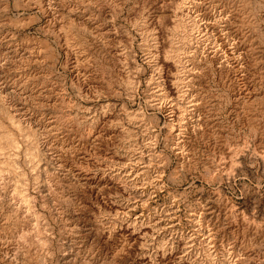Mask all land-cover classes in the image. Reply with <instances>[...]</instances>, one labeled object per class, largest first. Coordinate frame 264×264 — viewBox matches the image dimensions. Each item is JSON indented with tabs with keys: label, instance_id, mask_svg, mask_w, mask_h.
I'll list each match as a JSON object with an SVG mask.
<instances>
[{
	"label": "rangeland",
	"instance_id": "obj_1",
	"mask_svg": "<svg viewBox=\"0 0 264 264\" xmlns=\"http://www.w3.org/2000/svg\"><path fill=\"white\" fill-rule=\"evenodd\" d=\"M255 2L260 27L240 28V8L235 21L184 42L180 67L193 80L184 86L185 98L163 99L153 54L175 21V8L163 0H0V98L37 132L30 139L19 132L28 139L19 135L14 152L25 178L7 171L6 189L0 188V263L160 264L158 256L173 250L171 264H264V130L241 122L240 98L204 56L224 33L235 58L248 66L253 98L264 95V75L255 74L258 67L264 71V0ZM240 4L206 0L190 20L199 28L213 21L209 11L229 18ZM173 107L187 109L186 117L171 120ZM186 124L180 138H192L197 165L191 169L181 166L170 137ZM193 127L213 128L232 148L217 150L194 138ZM37 136L44 148L33 161ZM243 139L248 143L236 154ZM21 189L33 198L32 210L21 202ZM242 220L261 238L248 251L230 234ZM129 224L133 235L122 231ZM37 237L47 242L40 245Z\"/></svg>",
	"mask_w": 264,
	"mask_h": 264
},
{
	"label": "bare ground",
	"instance_id": "obj_2",
	"mask_svg": "<svg viewBox=\"0 0 264 264\" xmlns=\"http://www.w3.org/2000/svg\"><path fill=\"white\" fill-rule=\"evenodd\" d=\"M162 3V1H161ZM163 3H165L166 5H169V6H172V8H175L174 9V14H173V19H175V21L173 19H171L172 21H174V25H172V31H170V37L165 41H163V38H158V45L155 46L156 48V52L154 51V56H155V53H156V61L153 62L155 63V65L158 67L155 68L156 71H158L157 73H159V69H160V78H161V81L159 84H161V91L163 94L161 95H164L163 96V99L164 98H168V97H172V96H178V98H182L184 97L185 94V91H184V86L185 84H187V82L193 80L192 78H189V76L185 75V72L183 70V68H181L180 66H183L182 64V53L186 52V48L187 46H185V43L186 42H191L192 40H194L196 38V34L199 33V35L201 34L202 35V32H205L206 36L208 34L209 31H216L217 30V27L220 26L221 23H223L222 21L225 20L227 21L229 24L232 22V21H235L236 20V17H238V15L241 13V20L239 21L238 25L240 28H245L246 25L248 26H259V20H258V10H257V7H258V4H256L255 0H241V4L242 6H239L236 8V12L234 11V15H231L226 17L224 16L225 14L222 13H218L217 11H209V20H213V21H209V22H200V27L198 28V24L196 23V21L193 19V20H190L191 19V15L195 8L198 10L199 7H202V5H204L206 3V0H163ZM191 4L190 6L187 5V4ZM239 3V2H238ZM237 3V5H238ZM234 4V3H232ZM260 4V3H259ZM208 5V4H207ZM206 6V5H205ZM204 6V7H205ZM236 6V5H234ZM166 7V6H165ZM164 8V7H163ZM208 8V7H207ZM243 10V13L241 11V9ZM172 10V9H171ZM200 10V9H199ZM202 10V9H201ZM200 10V11H201ZM212 10V9H211ZM221 10V9H220ZM219 10V11H220ZM235 10V9H234ZM226 11V10H225ZM229 11V10H228ZM165 12V11H164ZM167 12V11H166ZM187 12V14L185 13ZM205 13V12H204ZM227 13V14H228ZM208 14V13H207ZM260 14V13H259ZM190 17H189V16ZM171 16V15H170ZM204 16V15H203ZM208 16V15H207ZM172 17V16H171ZM240 17V16H239ZM238 17V18H239ZM189 19V20H188ZM208 19V17H207ZM201 20V19H200ZM198 21V20H197ZM238 21V20H237ZM197 24V25H196ZM222 25V24H221ZM224 25V24H223ZM226 26V25H225ZM262 27V26H261ZM237 28V27H236ZM70 29V28H69ZM68 29V31H69ZM222 29V28H220ZM219 29V30H220ZM73 30V29H71ZM223 30V29H222ZM241 30V29H240ZM243 30V29H242ZM262 30V29H261ZM67 31V29H66ZM66 32L65 34H70L72 32ZM168 31V30H167ZM221 31V30H220ZM225 31V30H224ZM160 32V31H159ZM163 32V31H162ZM221 33V32H220ZM258 33V32H257ZM166 34V33H165ZM222 34V33H221ZM224 34V33H223ZM222 35H219V36H216V46L218 45L217 48H215L214 50L210 51L209 52H205L206 55V59H208L210 62L214 63V66H216V69L218 71V75H219V81L226 87L230 88V90H232L234 92V95H237L239 98V100H241L240 102H236L237 103V110L239 112V115H240V120L243 124H246V125H249L252 129V131L254 132H258V131H263L264 130V126L261 125V117L264 116V95L262 96H258L256 95L257 98H253V95L251 93V82L248 81L249 79V74H248V71L249 69L247 70V67L246 64L245 66L242 64L241 61H238L235 56V50L234 47L231 46V44L228 43V40L225 39V37ZM71 35V34H70ZM160 35V34H159ZM162 35V33H161ZM169 35V33L167 34ZM214 35V34H213ZM259 35V34H258ZM68 36V35H67ZM165 36V35H164ZM205 35H202L201 37H204ZM160 37V36H159ZM68 38V37H67ZM207 38V37H206ZM200 39V38H198ZM66 40V38L64 39ZM197 40V39H196ZM195 40V41H196ZM246 40V39H245ZM262 40V39H260ZM200 41V40H198ZM203 41V40H202ZM205 41V40H204ZM259 41V40H258ZM185 42V43H184ZM193 42V41H192ZM214 42V40H213ZM230 42V41H229ZM232 42V41H231ZM234 42V41H233ZM232 42V43H233ZM243 42V41H242ZM201 43V42H200ZM203 43V42H202ZM246 43V42H245ZM244 43V45H245ZM82 44V42H81ZM210 44V43H209ZM215 44V42H214ZM212 43V45H214ZM243 44V43H242ZM248 44V43H247ZM252 44V43H251ZM259 44V42L257 43ZM261 44V43H260ZM238 46V45H237ZM240 46V45H239ZM257 46V45H256ZM262 46V45H260ZM259 47H256V50L260 48ZM215 47V46H214ZM212 47V48H214ZM245 47V46H244ZM211 48V47H209ZM211 48V49H212ZM250 49V51H252V55H253V51L255 52V48H252L251 45L248 44V47ZM246 48V49H247ZM189 50V49H188ZM240 50V49H239ZM243 50V48H242ZM250 51H249V56H252L250 55ZM248 52V51H247ZM246 52V53H247ZM245 53V52H244ZM243 55V54H242ZM246 55V54H245ZM240 56V55H239ZM249 56H246L247 57V60H248V64L251 63V65L254 67V64L252 59L254 58H251ZM242 57V56H241ZM240 57V58H241ZM205 58V57H204ZM251 58V60H250ZM243 61V60H242ZM245 61V60H244ZM252 61V62H250ZM151 63V62H150ZM153 64V63H152ZM154 65V64H153ZM155 66V67H156ZM258 66V64H256V61H255V67ZM153 67V66H152ZM261 67V66H260ZM250 68V67H249ZM262 68V67H261ZM261 68H257L255 74H257L259 77L263 76L264 75V71L263 69ZM154 69V70H155ZM252 71V70H251ZM154 72V71H153ZM254 74V75H255ZM256 75V76H257ZM193 77V76H192ZM159 78V79H160ZM158 79V80H159ZM252 79V78H251ZM158 84V85H159ZM250 86V87H249ZM159 87V86H158ZM159 89V90H160ZM254 90V89H253ZM160 91V92H161ZM253 95V96H252ZM176 96V97H177ZM2 97V95H1ZM186 97V96H185ZM184 97V98H185ZM258 99V100H257ZM167 100V99H166ZM238 100V101H239ZM179 101V100H178ZM0 104H2V107L0 105V188L2 190L5 191L6 189V186H7V183L4 176L5 175V172L9 171L13 174H15L16 176H19V177H22V178H25L26 176V169H21L19 166L21 165L16 158V156L18 155V153L16 152V154L14 153L17 149H20V136L21 135L20 133L21 132H24V134L26 133L27 137L29 138L30 135H35L36 133H34V130L31 126L29 127H26L25 125V118L23 119L21 114L17 113V111L15 109H13L12 107H8L6 105V100L3 99V98H0ZM182 104V103H181ZM184 105V104H183ZM7 106V107H5ZM166 112L167 110V106L166 104L163 105ZM180 106V105H179ZM174 108V107H173ZM170 108V113H171V116L172 119H181L183 120L185 117H186V112H187V109H183L184 107H179V108ZM176 109V110H175ZM169 113V112H168ZM169 113V114H170ZM3 116L6 117V119H8L12 125V127H14L15 131H10V130H7L6 127H5V124L3 122ZM65 118V117H64ZM264 119V118H263ZM60 123L58 122L56 125L57 127L58 126H61L63 125L64 122H61V119H59ZM63 120V119H62ZM6 121V120H5ZM58 121V120H57ZM55 120V122H57ZM32 123V122H31ZM66 123V122H65ZM28 124V123H27ZM32 125V124H31ZM45 125V124H44ZM48 126V125H47ZM46 126V127H47ZM207 126V125H206ZM212 126V125H211ZM210 126V127H211ZM31 127V128H30ZM65 127V126H64ZM210 127H206L205 129H201V128H196V127H193V134H194V138L198 139V140H201V141H207L208 143H212L211 145L214 146L216 149L219 148L221 149L223 147V149L227 148H232V146H230V143L228 141H224L221 143L219 142L218 140V137L215 133V130L213 128H210ZM248 127V126H247ZM58 128H61V127H58ZM57 128V129H58ZM186 131L188 130V126L187 124L186 125H183L182 128H178L176 130H172L171 131V140H172V144L174 147H172L173 151L175 152L176 154V157H178V160L180 161L181 163V166H183L184 168H187V169H191V168H194L196 167L197 165V162L195 160V157L192 155H190V142H189V139H192L190 135H186V136H183V138L181 139L180 138V135L183 131ZM206 130V131H205ZM18 131V132H17ZM198 132V135H197V132ZM20 132V133H19ZM57 132V131H56ZM86 132V131H85ZM43 133V132H42ZM260 133V132H259ZM58 134V133H57ZM85 134V133H84ZM88 134V133H87ZM90 134V133H89ZM23 135V134H22ZM21 135V136H22ZM224 135V134H223ZM25 135H23V139L24 137H26ZM222 136V135H221ZM263 136V135H262ZM32 137V136H31ZM30 137V138H31ZM35 137V136H34ZM83 137V136H82ZM87 137V136H85ZM84 137V139H85ZM220 137V136H219ZM29 138V139H30ZM33 138V137H32ZM60 138L57 137V140L56 141H61ZM226 138V137H225ZM91 139V137H90ZM224 139V138H223ZM232 139V138H231ZM24 140H28L27 138H25ZM36 142L33 144L32 146V149L30 148V145L29 146H26V147H29L31 149V152L32 154L30 155V151H28L27 153L32 157L29 159H32L33 161L36 160V158L39 157V155L41 156L42 155V149L44 148L43 145L41 144L42 143V139L41 137L37 136V138L35 139ZM44 140V139H43ZM71 140V139H70ZM86 140V139H85ZM89 140V139H88ZM222 140V139H221ZM191 141V140H190ZM243 142L241 143L242 146H239L238 144V148H236V150H233V152H235L236 154L238 153V151L240 152L241 148H243V146L245 145V143H248L247 141H244V139L242 140ZM22 142H25L22 140ZM27 142V141H26ZM32 143V141H29ZM43 142L46 143V140H44ZM65 142V141H64ZM63 141L62 143L65 144ZM69 142V141H68ZM225 142V143H224ZM241 142V140H240ZM30 143V144H31ZM61 143V142H60ZM61 143V144H62ZM87 143V142H86ZM94 144V142H91ZM25 144V143H24ZM62 144V145H63ZM226 147H225V145ZM237 144V143H235ZM26 145V144H25ZM28 145V143H27ZM41 145V146H40ZM46 145V144H45ZM71 145V144H70ZM86 145V144H85ZM62 147V146H61ZM67 147V146H66ZM214 147H212L214 149ZM229 147V148H228ZM236 147V146H235ZM28 148V150H29ZM78 149V148H77ZM88 149V148H87ZM235 149V148H234ZM70 150V149H69ZM215 150V149H214ZM213 150V152H214ZM218 150V149H217ZM222 150V149H221ZM232 151V149H230ZM19 151V150H18ZM26 151V149H25ZM73 151V150H72ZM220 151V150H219ZM223 151V150H222ZM44 152V151H43ZM70 152V151H69ZM71 153V152H70ZM219 153V152H217ZM234 153V155H235ZM26 154V153H25ZM27 154V155H28ZM216 154V153H215ZM26 155V157H27ZM72 155V154H71ZM219 155V154H218ZM239 155V154H238ZM25 156V155H24ZM222 156V155H221ZM89 157V156H88ZM215 157V156H214ZM219 157V156H217ZM221 158V157H220ZM28 159V160H29ZM19 160V159H18ZM236 161V160H235ZM201 163L202 161L199 159L198 163ZM208 162V161H206ZM28 163V162H27ZM92 163V162H91ZM203 164H205V162H202ZM19 164V166H18ZM71 164V163H70ZM209 164V162H208ZM205 165V167L210 168L212 170L216 169L214 163L211 162V164L209 165ZM238 164V163H237ZM236 164V165H237ZM233 165V163H232ZM231 165V166H232ZM26 166V165H25ZM78 166V165H77ZM29 167V166H27ZM26 168V167H25ZM30 168V167H29ZM78 168V167H77ZM80 168V167H79ZM232 168V167H231ZM19 169V170H18ZM234 170V169H233ZM215 172V171H214ZM10 173V174H11ZM7 174V173H6ZM12 174V175H13ZM18 177V178H19ZM8 179V178H7ZM9 180V179H8ZM16 181V180H15ZM12 182V181H11ZM26 182V181H25ZM14 184V183H13ZM15 185V184H14ZM10 187V186H9ZM16 189V188H14ZM17 190V189H16ZM9 192V191H8ZM21 192H24L23 189H21ZM18 193V195H20V193ZM17 193V192H16ZM21 197V202H23L26 206V208L28 209H31L32 210V203L34 202L33 201V198H30L29 195L27 193H23L22 195L19 196V198ZM1 202H3L1 200ZM8 204V203H7ZM105 204V203H104ZM17 205V204H16ZM15 205V206H16ZM22 205V204H21ZM228 206V205H227ZM226 206V207H227ZM231 207V206H230ZM11 208V206H10ZM9 208V209H10ZM229 209V208H228ZM14 211H18V209L16 210V208L13 209ZM8 211V210H7ZM11 212V210H10ZM230 212V210H229ZM228 212V213H229ZM7 213V212H6ZM13 214V213H12ZM15 215V214H14ZM35 215V213H34ZM227 216V215H226ZM231 216V215H230ZM11 217V215H10ZM228 217V216H227ZM14 218V217H13ZM234 218V217H233ZM9 219V218H8ZM198 222L199 224L202 225V219L198 218ZM204 222V221H203ZM239 222H241V220H239ZM206 223V222H205ZM252 224H249V222L247 223V221H243L242 220V223H241V226H232V229H230V234L232 236H234L235 238L236 237H240L239 240H242L241 242V247L242 249H246V251H248L249 249H252L253 245L255 243H257V241L259 239L262 238V236L264 237L263 233H261L262 235L260 236L261 238H259L257 235H258V232L256 231L255 229H253L254 227L251 226ZM22 227V226H20ZM253 227V228H252ZM22 230V229H21ZM133 230L132 226L129 224L127 226H125L122 231L124 234L126 233H131ZM140 230V229H139ZM150 230L148 228H142V234L146 235L147 233H149ZM121 233V232H120ZM134 233V232H132ZM131 233V234H132ZM140 233V232H139ZM24 234V232H23ZM137 234V233H136ZM133 235V234H132ZM124 236V235H123ZM23 237V239H22ZM21 237V240H23L24 244H27L28 245V239L25 238V235H22ZM40 237V236H39ZM134 237V236H133ZM132 237V238H133ZM141 237V236H140ZM143 237V236H142ZM259 238V239H258ZM38 239V237H37ZM36 239V240H37ZM41 238H39V242H40V245L42 244H45L43 242H47L45 239L43 241L40 240ZM107 239V238H106ZM136 240V237L134 238ZM130 240V239H129ZM133 240V239H132ZM263 240V239H262ZM36 242V241H35ZM38 242V241H37ZM36 242V243H37ZM42 242V243H41ZM240 242V241H239ZM39 245V243H37ZM256 245V244H255ZM27 247V246H26ZM241 249V250H242ZM25 251V250H24ZM170 252H167V253H163L161 255L158 256V259H157V262L159 261L160 264H171V261L176 258V253L172 250H169ZM245 251V250H244ZM47 252V251H46ZM239 252V251H238ZM48 253V252H47ZM162 253V252H161ZM210 254V252H209ZM208 254V255H209ZM26 255V253H25ZM212 255V254H210ZM240 255V254H239ZM212 257V256H211ZM249 258V257H247ZM156 259V258H155ZM214 259V258H213ZM244 259V258H243ZM209 261V260H208ZM145 262H148L146 259H145ZM219 262V261H218ZM225 262V261H224ZM2 264V263H0ZM180 264H189V263H186V262H180ZM209 264H215L214 261H211L209 262ZM221 264V263H220ZM239 264V263H238Z\"/></svg>",
	"mask_w": 264,
	"mask_h": 264
}]
</instances>
